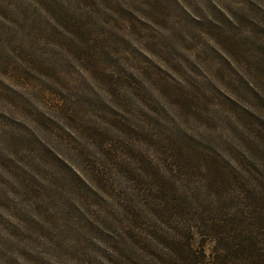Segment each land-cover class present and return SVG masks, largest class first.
<instances>
[{"label": "rangeland", "instance_id": "rangeland-1", "mask_svg": "<svg viewBox=\"0 0 264 264\" xmlns=\"http://www.w3.org/2000/svg\"><path fill=\"white\" fill-rule=\"evenodd\" d=\"M263 187L264 0H0V264H210Z\"/></svg>", "mask_w": 264, "mask_h": 264}, {"label": "trees", "instance_id": "trees-1", "mask_svg": "<svg viewBox=\"0 0 264 264\" xmlns=\"http://www.w3.org/2000/svg\"><path fill=\"white\" fill-rule=\"evenodd\" d=\"M215 165V169L218 171L217 174L224 173L232 176L235 179L234 184L244 181L242 180L243 177L234 168L229 170L230 168L227 169L225 164L216 163ZM254 190L256 189L249 190L253 191V194L249 195L248 202H245L247 204L244 211L247 212L236 210L230 218H226V221L212 224L211 231H208V227L206 230L201 231L202 236H207L208 240L215 241L210 252L211 259L208 260L210 264H264V226L261 225L262 220H264V190H260L259 193ZM259 203L260 206H257ZM256 209H259V211H256ZM261 215L262 217H260ZM254 217L256 218L254 219ZM258 223L259 225H257ZM190 230L191 227H187L179 229V232L190 234ZM182 236L184 237V235ZM188 238L190 237H186L187 243L181 244L180 249L177 248L175 251L173 249L176 252L175 254H178L177 260L181 264L202 262L206 257V252L203 249L205 238L202 237L197 247L190 245ZM175 246V244L171 245L172 248H175ZM169 264L175 263L171 262Z\"/></svg>", "mask_w": 264, "mask_h": 264}]
</instances>
